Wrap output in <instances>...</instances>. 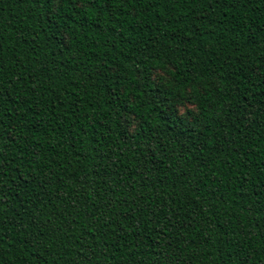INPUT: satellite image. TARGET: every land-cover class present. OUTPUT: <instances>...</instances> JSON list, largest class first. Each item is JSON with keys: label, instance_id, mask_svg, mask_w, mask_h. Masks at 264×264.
<instances>
[{"label": "trees", "instance_id": "1", "mask_svg": "<svg viewBox=\"0 0 264 264\" xmlns=\"http://www.w3.org/2000/svg\"><path fill=\"white\" fill-rule=\"evenodd\" d=\"M0 264H264V0H0Z\"/></svg>", "mask_w": 264, "mask_h": 264}, {"label": "rangeland", "instance_id": "2", "mask_svg": "<svg viewBox=\"0 0 264 264\" xmlns=\"http://www.w3.org/2000/svg\"><path fill=\"white\" fill-rule=\"evenodd\" d=\"M187 108H190L189 106H187V107H180V114H183V113H185V110L187 109Z\"/></svg>", "mask_w": 264, "mask_h": 264}]
</instances>
